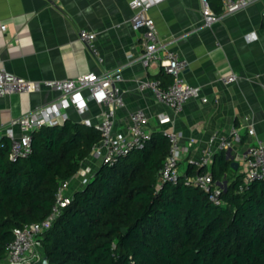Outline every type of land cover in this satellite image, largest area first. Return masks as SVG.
<instances>
[{
	"label": "crops",
	"instance_id": "obj_1",
	"mask_svg": "<svg viewBox=\"0 0 264 264\" xmlns=\"http://www.w3.org/2000/svg\"><path fill=\"white\" fill-rule=\"evenodd\" d=\"M131 0H0V68L31 81L74 79L88 73L120 70L125 104L117 111L116 131L127 132L130 114L144 110L152 134L175 131L180 145V171L187 173L191 159H198L214 132L228 134L233 127L242 135L231 152L230 176L243 172L241 155L259 140L264 142V0L227 16L212 27L203 25L201 0H165L151 9L160 39L187 61L183 79L201 88V96L189 100L181 112L162 103L151 89L140 90L146 80L171 83L159 65L144 67L138 57L144 51V31L131 25ZM221 9V0H211ZM2 26H6L3 30ZM97 34L102 62L93 57L79 30ZM235 73L231 84L223 78ZM61 93L45 89L30 94L0 97V134L11 121L58 99ZM89 110L70 108L71 120L100 121L102 108L84 94ZM166 116L170 122L162 124ZM253 127L256 135L248 134ZM20 134L19 128L15 129ZM228 151L223 152L227 156ZM221 154V153H220ZM228 159V158H227ZM215 158L207 169H211ZM102 162L90 155L71 181L68 194L82 190Z\"/></svg>",
	"mask_w": 264,
	"mask_h": 264
},
{
	"label": "trees",
	"instance_id": "obj_2",
	"mask_svg": "<svg viewBox=\"0 0 264 264\" xmlns=\"http://www.w3.org/2000/svg\"><path fill=\"white\" fill-rule=\"evenodd\" d=\"M101 139L95 128L69 119L34 131L27 159L12 161L8 140L0 147V263L15 230L50 215L61 183L79 174ZM168 153L167 138L155 133L117 165L102 164L45 234L49 262L264 264V181L241 191L244 175L230 176L225 153L210 170L190 164L187 174L210 172L216 183H227L217 206L183 182L159 186Z\"/></svg>",
	"mask_w": 264,
	"mask_h": 264
},
{
	"label": "built area",
	"instance_id": "obj_3",
	"mask_svg": "<svg viewBox=\"0 0 264 264\" xmlns=\"http://www.w3.org/2000/svg\"><path fill=\"white\" fill-rule=\"evenodd\" d=\"M165 0H131L130 5L134 9L131 25L135 30L144 31V51L138 60L148 68L159 65L163 72L170 76L171 83L164 87L160 79L146 80L139 84L140 90L151 89L156 97L165 105L176 112H181L185 104L201 96V88L191 86L183 79V72L187 67V61L171 50L169 44L163 42L151 9ZM202 1L203 25L212 27L217 21L244 10L261 0H221V11L216 12L211 0ZM5 30L6 26H2ZM79 38L85 42L90 54L100 62L95 32L85 28L79 30ZM1 63V60H0ZM238 80V76L232 73L223 82L231 84ZM124 81L120 70L105 71L101 74L88 73L74 79L31 81L10 73L6 68H0V97L13 93L30 94L45 89L56 90L61 96L49 104L35 108L24 117L11 121L10 127L5 134H0V147L4 148L6 140L10 141L12 161L27 159L33 152L32 140L34 131L44 126L63 125L70 119L67 111L76 109L79 113L89 110L85 92L89 99L102 108L100 121L93 123L86 119L82 121L87 127H93L101 133V141L93 147L92 156L102 162L103 165L113 167L128 157L135 150H142L152 140L153 134L147 131L149 117L144 110H136L130 114V123L126 133L116 131L117 111L124 106L125 99L121 87ZM169 117L160 118L162 124L169 123ZM21 130L20 134L15 129ZM248 134L255 136L253 127L249 128ZM163 135L169 142V153L164 166L159 172L160 183L177 185L183 182L188 187L199 188L209 195L210 200L217 206L223 204L222 194L225 190L224 183H216L210 172L190 175L181 173L180 163L183 148L180 145V134L175 131H164ZM242 141L240 131L233 127L228 134L214 132L209 140L208 147L198 159H191L190 164L196 169L207 167L217 154L233 148L234 144ZM243 164L244 183L241 191L251 184L264 181V142L259 140L257 144L249 146L241 155ZM70 181L61 183L56 202L50 215L41 222L25 225L15 230V238L9 246L8 256L0 264H53L49 262L43 239L45 234L53 227L54 222L61 215L64 208L72 202L68 194Z\"/></svg>",
	"mask_w": 264,
	"mask_h": 264
},
{
	"label": "water",
	"instance_id": "obj_4",
	"mask_svg": "<svg viewBox=\"0 0 264 264\" xmlns=\"http://www.w3.org/2000/svg\"><path fill=\"white\" fill-rule=\"evenodd\" d=\"M227 158L228 159H232L233 158V157H231V152L230 151H228ZM235 165H237V164H235V162H232V166H235ZM226 185H227V183L225 182L224 186L226 187Z\"/></svg>",
	"mask_w": 264,
	"mask_h": 264
}]
</instances>
